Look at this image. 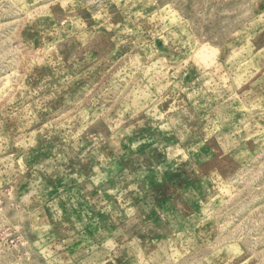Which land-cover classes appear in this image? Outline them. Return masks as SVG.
<instances>
[{
	"label": "rangeland",
	"instance_id": "rangeland-1",
	"mask_svg": "<svg viewBox=\"0 0 264 264\" xmlns=\"http://www.w3.org/2000/svg\"><path fill=\"white\" fill-rule=\"evenodd\" d=\"M0 264H264V0H0Z\"/></svg>",
	"mask_w": 264,
	"mask_h": 264
}]
</instances>
